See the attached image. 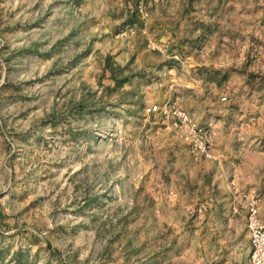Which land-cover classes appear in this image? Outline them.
Segmentation results:
<instances>
[{
	"label": "rangeland",
	"instance_id": "rangeland-1",
	"mask_svg": "<svg viewBox=\"0 0 264 264\" xmlns=\"http://www.w3.org/2000/svg\"><path fill=\"white\" fill-rule=\"evenodd\" d=\"M253 192L264 0H0V264H248Z\"/></svg>",
	"mask_w": 264,
	"mask_h": 264
},
{
	"label": "built area",
	"instance_id": "built-area-1",
	"mask_svg": "<svg viewBox=\"0 0 264 264\" xmlns=\"http://www.w3.org/2000/svg\"><path fill=\"white\" fill-rule=\"evenodd\" d=\"M221 101H226V97H221ZM148 112L151 114H166L171 113L172 116L177 118V122L174 123L176 131L180 133V136L186 141L193 143V147L196 151L210 156V151L207 145L202 141L203 137L206 139L201 128L197 124L192 122L187 115L178 110L177 107L167 108L152 106L148 108ZM264 194V193H263ZM245 201L246 209V231L248 238V264H264V221L260 217L259 204L262 199V195L257 193H251Z\"/></svg>",
	"mask_w": 264,
	"mask_h": 264
}]
</instances>
